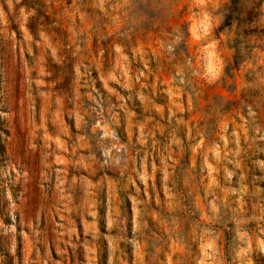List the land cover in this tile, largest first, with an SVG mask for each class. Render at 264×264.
Masks as SVG:
<instances>
[{"label":"rangeland","instance_id":"1","mask_svg":"<svg viewBox=\"0 0 264 264\" xmlns=\"http://www.w3.org/2000/svg\"><path fill=\"white\" fill-rule=\"evenodd\" d=\"M228 0H0V264H264L260 32Z\"/></svg>","mask_w":264,"mask_h":264},{"label":"trees","instance_id":"2","mask_svg":"<svg viewBox=\"0 0 264 264\" xmlns=\"http://www.w3.org/2000/svg\"><path fill=\"white\" fill-rule=\"evenodd\" d=\"M264 0H228L223 7L222 20L216 31L227 30L233 36L229 39V47L235 53L245 49L242 38L260 32L261 7Z\"/></svg>","mask_w":264,"mask_h":264}]
</instances>
